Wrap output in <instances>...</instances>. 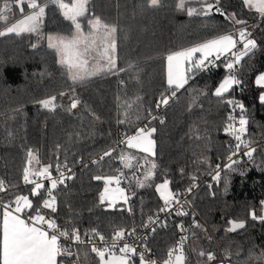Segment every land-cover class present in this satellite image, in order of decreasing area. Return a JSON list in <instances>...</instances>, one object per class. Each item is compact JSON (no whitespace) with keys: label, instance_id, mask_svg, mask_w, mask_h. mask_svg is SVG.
I'll use <instances>...</instances> for the list:
<instances>
[{"label":"trees","instance_id":"16d2710c","mask_svg":"<svg viewBox=\"0 0 264 264\" xmlns=\"http://www.w3.org/2000/svg\"><path fill=\"white\" fill-rule=\"evenodd\" d=\"M5 2L0 0V11ZM7 3L11 12H5L7 21L0 20V31L22 17L16 0ZM178 3L160 0L154 7L150 0H90L88 15L79 18L82 28L85 33L91 30L88 20L92 16L114 26L117 65L124 70L84 83L73 84L59 64L56 50L48 47L49 36L71 38L75 34L74 25L55 5L46 8L39 34L0 36V179L9 186L2 199L9 202L17 195H28L35 208L40 197L31 196L33 186L25 185V168H76L71 180L53 190L57 212L52 217L62 228L78 229L81 237L111 235L132 226L141 228L159 212L164 201L156 186L167 179L175 197L196 188L189 199L201 221L190 213L179 215L168 228L155 233L151 248L159 258L164 259L176 246L182 223L189 228L192 264H210L219 258L209 230L229 262L264 264V221L251 218L253 212L257 217L264 215V145L253 158L224 170L219 181L211 178L216 165L231 155V138L224 135L232 107L227 100L244 103L248 120L245 138L264 141V102L260 100L264 87L256 85L257 77L264 74V20L243 0H220L225 15L213 8L207 16L187 14L188 7L200 10L196 0H188L185 10L179 9ZM31 11L25 0L24 14ZM229 14L247 21L246 30L254 32L258 46L240 62V83L217 97L216 88L230 74L228 61L205 74L193 70L195 75L190 73L187 85L176 90L174 105L156 114L162 96H172L167 84V55L220 35L239 36L245 25L233 24L226 18ZM51 96L57 98L55 111L37 103ZM73 99L79 104L68 110ZM144 127L156 129L152 135L155 155L133 150L126 142L116 146L123 136ZM29 151L39 163L33 160L29 165ZM106 152L111 155L101 159ZM95 157H99L97 162L78 167L80 161ZM120 157L134 198L128 206L109 208L100 201L105 180L95 177L117 176ZM127 157H134L131 167H125ZM149 170L153 175L146 179ZM40 191L47 198L44 189ZM231 222H243L247 227L238 233L229 231ZM208 253L215 259L209 261ZM78 254L80 264H100L89 249H78ZM58 261L61 264V258Z\"/></svg>","mask_w":264,"mask_h":264},{"label":"snow or ice","instance_id":"6c2138e0","mask_svg":"<svg viewBox=\"0 0 264 264\" xmlns=\"http://www.w3.org/2000/svg\"><path fill=\"white\" fill-rule=\"evenodd\" d=\"M90 0H72L71 3H66L65 0H46L45 3H38L37 0H27V7L32 11L24 14L25 0H16L19 6V11L22 17L11 25H6L4 30L0 31V36L7 34H15L21 36L22 34H39L40 28L45 16V10L49 4L55 5L61 10L63 17L70 21L75 27V34L69 39L67 37H48V47L53 48L59 55V64L66 69L69 79L76 83H84L92 77H96L101 74H118L119 71L124 69L118 68L117 58L115 56L116 43L114 40V34L117 29L114 26L104 23L101 18L92 16L88 20L90 25V31L84 32L82 24L80 22L81 17L88 15V5ZM152 6H159L160 0H150ZM188 0H179L177 7L181 10H185ZM200 3L201 8L197 10L193 7L186 9L189 16L192 15H209L213 8L216 11H220L219 2L215 0V3H209L208 0H196ZM243 3L248 8L254 9L259 14L260 19L264 20V0H243ZM5 12H11V8L7 3V0L3 6V10L0 11V20L7 21L8 15ZM221 15H225L221 12ZM228 19L233 24L245 25V28L239 30V39L234 38L232 33L217 36L216 38L209 39L203 43L197 44L192 47H187L178 51L171 52L167 55V84L172 89V96H175L176 90L183 88L191 76L189 73L195 75V71H204L207 69L208 64L219 60L221 56H229L230 60L226 64L229 70V75L226 76L223 81L215 90V96L223 97L225 93L229 92L233 85H238L239 80L235 75L231 74L236 65L243 60L245 56H249L255 49H257V42L251 38V33L247 29V21L239 20L235 18V14L227 15ZM99 42V43H98ZM238 43L242 44V48H238ZM199 54V57H197ZM210 58H214L210 59ZM257 85L264 87V74H261L257 80ZM60 95H65L61 93ZM56 96L38 101L43 108L49 111H55L57 108ZM261 102H264V95L260 97ZM169 103V97L162 96L160 105L167 106ZM229 105H235L239 107L241 112L245 111L244 105L238 101L227 100ZM79 104L78 99H73L70 104L71 109H75ZM155 119V117H153ZM228 123L225 127V132L229 135H233L237 143L234 148L230 147L231 155L228 156L229 163L227 168L231 169L233 164L236 163L232 159V156L238 154L241 149V145L245 149H249L244 153L249 159L253 157L255 152L254 148H250L249 142L243 139V135L246 132V125L248 120L243 115L239 118V127L235 126L236 117L229 115ZM163 123V120L160 121ZM155 128H139L135 135L127 137L126 142L129 148H138L142 152L155 155V141L151 139ZM104 155H111V152H106ZM30 157L28 163L32 164L33 160H37L33 152L29 151ZM123 158V157H122ZM103 159V157H101ZM134 157L125 158V167H131V160ZM46 166L41 169L33 170L32 168H25L23 180L25 184H31L33 187L30 189V194L33 197H40V200L36 202V207L33 206V200L28 195H17L14 200L5 202L3 207L0 208V264H60L58 258L71 255L69 249L61 244V238L69 239L74 243L83 244L84 240L81 238L78 229L73 228L69 231L66 228H62L58 225L55 218L52 217V213L57 212L56 196L53 195L52 190L57 188L58 184L64 183V173L60 172L59 179H53L49 168ZM156 167L155 163L152 164V168ZM219 165H216V175L213 179L219 181L220 173L218 171ZM57 171H60L57 168ZM70 171V169H69ZM153 175L152 171L146 174L147 179ZM32 176L43 177L49 180L51 183V190L45 188L43 183L37 182V179H31ZM71 178V177H69ZM97 180H105V188L100 196V201L103 203L108 200L114 203L117 199H121L124 203H127L128 197L125 195L124 189L119 187L120 179L118 177H95ZM195 179V178H193ZM115 182L117 187L110 189L108 185ZM170 181L167 179L163 183L156 186V191L160 193L161 199L164 204L170 205L173 202L179 203L175 194L169 188ZM143 187V183L140 184ZM8 185L0 179V193L8 190ZM41 189H44L47 198L41 194ZM191 191V189H189ZM44 209L50 210L44 212ZM165 209H161L164 211ZM264 211V209H262ZM177 214H181L179 211ZM186 215L187 213H183ZM253 220L264 221V215L257 217L253 212L251 214ZM151 221V217L149 218ZM183 230V225L180 226ZM199 227V225H197ZM245 224L243 222H232V226L229 231H236L237 229H243ZM87 235V233H85ZM99 236L101 241H104V237L99 233H95ZM125 233L123 230L117 231L112 240L111 248H98L92 247V252L99 258L100 264H129L130 257L139 255L140 264H155V261H145L143 253H137L136 249L127 243L122 247H119L120 255H117L115 249L118 247V241L123 239ZM182 237L179 244L178 254L177 249L170 250L168 253V259L164 264H184V251ZM201 256L205 255L204 252L199 253ZM107 257V259H106ZM207 259L212 261L215 256L211 253L207 254ZM261 259H264V253L261 255Z\"/></svg>","mask_w":264,"mask_h":264},{"label":"built area","instance_id":"2783aa9c","mask_svg":"<svg viewBox=\"0 0 264 264\" xmlns=\"http://www.w3.org/2000/svg\"><path fill=\"white\" fill-rule=\"evenodd\" d=\"M221 12H223L222 9H220L219 13H221ZM251 34H252L251 38H253L254 32ZM237 39H239V37ZM237 47L242 48V44L238 43ZM210 59L214 60V58H210ZM229 60H230V55L229 56H221V58L219 60H214L213 63L208 64L206 70L197 71V73L198 74H205V73H208L210 71H213V70L217 69L221 63H223L224 61L229 62ZM240 73H241V65L239 63L236 65L235 69L232 71L231 74L235 75V77L237 79L238 75ZM177 99H178L177 94H175V96H171L169 98V103L167 106L160 105V107L156 108V114L165 113L170 107H172L174 105V103L177 101ZM234 101H238L239 103H242L244 105V103L241 100L235 99ZM244 109H245V107H244ZM229 115L236 117V120L234 123H235V126L237 128L239 127L240 116L243 115L244 118L246 119L244 112L242 113L240 108L236 107L235 105H232L228 116ZM246 132H247V125H246ZM246 132L243 135V139L249 142L250 148L255 149V152L253 153V157H254L257 149L259 147H261L262 145H264V141H259V142L250 141L249 139L245 138ZM135 134H136V132L123 136L122 139L116 144V146H119L120 144H122L123 143L122 141H126L127 137H130V136L135 135ZM224 135L228 138H231V141H232L231 147L234 148L235 144L237 143L234 136L229 135L226 132L224 133ZM248 150L249 149H245L244 146L241 145V149L239 150L238 154L235 156H232V159L236 161L235 164L241 163L244 160H249V158L246 155H244V153ZM104 154L105 153L101 154L99 157L100 158L104 157L105 156ZM99 157H95L88 162L80 161L78 167H82V165H87L90 162L95 163L98 161ZM123 160L124 159L122 157H120V165H119V168L117 170L118 171L117 176H119V178H120V184H121L122 189H125L128 192V202L130 205L133 201V198H134V192L130 191V188H128V179H127V175L125 172ZM228 163H229V161L227 159L224 163H222L220 165V167L218 169L220 176L222 175L224 170L228 169L226 167ZM235 164H233V165H235ZM69 169H70V171H69ZM59 170L60 171H57V168H49V172L51 173V176L53 179H59L60 178V172H63L64 173V183H67L69 180H71L77 173L76 168L61 167V168H59ZM215 175H216V172L213 175H211V178L214 177ZM69 177H71V178H69ZM37 182L43 183L45 185V188L51 190V183L49 180H46L43 177H40L39 179H37ZM64 183H62V184H64ZM25 185H28V184H25ZM195 191H196V188L189 191L188 193H186L183 196H177L176 199L179 200L178 204L174 203V202L170 205H167V206L164 204L163 209H165V210L164 211L160 210L159 212L153 214L151 216V221L148 219L146 221V223L141 228L136 227V226H132L129 229H124L123 231L125 233V236L123 237V239L118 241V247L115 249L117 255L121 254V253H119V247H122L125 243H127L128 245L134 247L138 254L143 253L144 257H145V261L151 260V261H155V264H164V262L168 259V254L164 259H161L156 255V252L153 251L151 248L152 237L159 230H161L163 228H168L170 222L173 221L174 218H176L177 216L184 215L183 213H188V214L190 213L192 218H197V219H200V221H201L199 214L194 209V207L192 206L190 199H189L190 196ZM52 192H53V190H52ZM6 193H7V191L0 193V208L3 207V204L5 202H8V201H4L2 199L3 195H5ZM178 211L181 214H177ZM181 225H183V224L180 223L178 225V229H179L178 241H177L176 246L173 247L172 250L177 249V252L175 254H178L180 240L182 237H184L185 238L183 240V251H184V255H185L184 264H192V260L190 259L191 258V249H190V245H189V235H190L189 234V228L186 227L185 225H183V230H181V227H180ZM118 231H120V230H118ZM116 232L112 233L111 235L99 234L100 236L104 237V241H101L99 236H97L95 234L90 235L88 237H81L84 240L83 244L74 243L69 239L61 238V244L66 246L71 253V255H69V256L60 257L61 258V264H80V256L78 254V249H81V248L89 249L90 251H92L91 249L93 246H96V247L101 248V249L106 248V247L111 248L112 247V240H113ZM209 232H210V234L214 240V243L216 245V248H217V251L219 254V258L216 261L211 262L210 264H238V263L229 262L228 260L225 259L224 255L222 253V250L219 246V243L217 242L215 236L213 235V233L210 230H209ZM92 253L94 254V256H96V254L94 252H92ZM129 264H140L139 255L131 256ZM193 264H201V263L196 262Z\"/></svg>","mask_w":264,"mask_h":264},{"label":"rangeland","instance_id":"374dc122","mask_svg":"<svg viewBox=\"0 0 264 264\" xmlns=\"http://www.w3.org/2000/svg\"><path fill=\"white\" fill-rule=\"evenodd\" d=\"M248 7V6H247ZM254 10V9H253ZM53 37H59V36H53ZM70 39V38H69ZM189 76H190V73H189ZM260 76V75H259ZM258 76V77H259ZM257 80V79H256ZM187 85V84H186ZM185 85V86H186ZM256 85H257V83H256ZM257 86H259V85H257ZM259 87H261V86H259ZM182 89V88H181ZM262 95H264V93L262 94ZM151 139H153L152 137H151ZM131 149H133V150H136V151H138V152H141V153H144V154H146V155H148V156H153V155H151V154H149V153H146V152H142V151H140L138 148H131ZM154 152H155V148H154ZM114 177H118L119 178V176H114ZM120 179V178H119ZM108 187L110 188V189H115L116 187H117V185L115 184V182H113L112 184H110V185H108ZM119 187L120 188H122L121 187V184H119ZM124 191H125V195L128 197V192L124 189ZM107 204H108V207L109 208H115V207H117V206H119V205H121V204H126L127 206H128V204H129V202L127 201V203H124V201L123 200H121V199H117L114 203H111L110 204V202L108 201V200H106L105 201ZM107 259V258H106Z\"/></svg>","mask_w":264,"mask_h":264},{"label":"water","instance_id":"95a60500","mask_svg":"<svg viewBox=\"0 0 264 264\" xmlns=\"http://www.w3.org/2000/svg\"><path fill=\"white\" fill-rule=\"evenodd\" d=\"M236 223H237V222H236ZM244 224H245V227H244L243 229H245V228L247 227L246 223H244ZM231 226H232V222H231ZM243 229H237L236 231H233V232L238 233V232H240V231L243 230Z\"/></svg>","mask_w":264,"mask_h":264},{"label":"crops","instance_id":"0c3cea01","mask_svg":"<svg viewBox=\"0 0 264 264\" xmlns=\"http://www.w3.org/2000/svg\"><path fill=\"white\" fill-rule=\"evenodd\" d=\"M238 37H239V36H237V37H234V38H236V39H237ZM197 57H199V54H197ZM257 78H258V77H257ZM233 86H234V85H233ZM225 94H226V93H225Z\"/></svg>","mask_w":264,"mask_h":264}]
</instances>
